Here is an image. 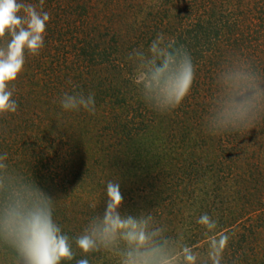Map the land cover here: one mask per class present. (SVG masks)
<instances>
[{"label": "trees", "instance_id": "obj_1", "mask_svg": "<svg viewBox=\"0 0 264 264\" xmlns=\"http://www.w3.org/2000/svg\"><path fill=\"white\" fill-rule=\"evenodd\" d=\"M63 1L43 0L51 19L45 47L34 58L40 66L41 57L53 64L64 56V64L72 55L73 63L64 67L61 76L66 86L61 88L62 80H57L50 91L44 92L42 86L34 89L15 84L22 85L27 95V101L17 99L19 112L27 105L41 112L43 92L49 102L43 116L48 118L49 113L56 126L60 119L56 115L61 112L57 99L62 92L95 93L94 114L68 113L75 123H70L66 132L70 146L65 154L70 158L63 161L73 159V155L77 162L69 172L73 179H68L65 190L83 188L86 182L93 183L96 193L92 199L77 201L83 210L78 209L82 212L79 224L68 222L62 226L64 231L77 234L83 228L82 222L86 223L95 211L103 212L104 183L113 179L120 184L122 212L151 211L172 234L184 230L188 243L199 251H203L204 238L195 219L206 212L218 219L219 231L233 233L225 254L227 264H232L234 258H238L237 264H264V119L239 133L212 135L203 126L217 92V72L227 58L241 57L264 76L263 48H253V42L243 37L247 27L243 23L255 15L264 33V0H233L235 4L225 11L208 5L212 11L208 15L207 11L198 13L207 7L201 0ZM30 2L40 5V0ZM191 12L195 14L191 16ZM159 33L189 52L195 73L180 105L163 113L145 103L138 83L127 75L138 71L128 59L129 53L134 49L146 51ZM26 75L28 71L22 72ZM132 107L134 115L126 121L124 112H131ZM4 119L15 129L25 121L17 112L5 114ZM81 140L84 142L79 147ZM93 145L98 147L91 150ZM37 183L54 200L55 219L68 216L67 204L58 194L49 192L43 186L46 183L38 179ZM90 259L91 264H115L102 253L92 254Z\"/></svg>", "mask_w": 264, "mask_h": 264}, {"label": "clouds", "instance_id": "obj_2", "mask_svg": "<svg viewBox=\"0 0 264 264\" xmlns=\"http://www.w3.org/2000/svg\"><path fill=\"white\" fill-rule=\"evenodd\" d=\"M50 19L43 0L39 7L30 0H0V115L17 112L15 82L27 56L39 55L45 47ZM128 59L140 74L143 100L154 110L168 112L188 94L194 66L189 52L174 39L159 33L146 51L134 49ZM262 82L264 76L250 62L227 58L217 72V92L203 121L209 134L239 133L264 119ZM57 103L62 113L96 112L92 91H64ZM104 195L103 212L95 211L77 234L70 235L54 217V200L32 175L9 162L8 153L0 152V264H91L96 253L115 264H227L233 233L219 231L218 219L210 214L195 219L203 230L199 251L188 243L184 230L172 234L151 211L122 212L119 182L108 179Z\"/></svg>", "mask_w": 264, "mask_h": 264}, {"label": "rangeland", "instance_id": "obj_3", "mask_svg": "<svg viewBox=\"0 0 264 264\" xmlns=\"http://www.w3.org/2000/svg\"><path fill=\"white\" fill-rule=\"evenodd\" d=\"M66 1L64 0L63 2L65 3ZM199 1L200 0H197V2ZM201 1L204 2V4L207 7H205V9L202 8L199 9L198 13H203L204 11H207V15L212 13L210 7L215 6L217 8V11H219L221 7L224 8L223 11H225V8L227 10L231 9V5L235 4L234 2H232L233 0H210L211 2H215V5L212 4L209 0H201ZM208 5L210 6L209 8ZM194 14L195 12H191V16ZM87 20H89V18H87ZM257 20L258 19L256 15L252 18V20L250 19L245 20L243 24H247L248 28L247 27L245 28L243 37H246V41L253 42V48H255L254 46L256 45L255 49L263 48L262 51H264V33L261 32L262 30L260 29L261 27L259 26ZM255 21L256 23H252ZM248 22L251 25H249ZM64 50H67V46L63 48V51ZM258 53L259 52L256 51L255 54L257 55ZM263 54L264 53H261V56H264ZM59 58L60 60H56L52 64L51 62L50 63L48 62L50 60L49 58L41 57L40 59L41 65L38 66L34 56L29 55L28 57L29 60L26 59V64L24 66V71H28L29 75L22 76L21 73L20 75L22 77L19 75L16 82L26 85L24 86L25 88L29 86V88L36 89L38 86H42L44 92H48V90L50 91V88L53 87L55 83L57 84V80L59 81L62 80L63 87L61 83H59L60 85L59 84L58 85L61 88H64L67 83L64 77H61L63 73L62 71L65 68H67L68 65H71L74 59L72 55H68L67 56L68 63L67 62L65 63L64 61L63 64L61 60L62 58L65 57L60 56ZM58 67H60L59 70ZM261 70L262 68L259 69V71ZM69 73L71 74V72ZM127 75L128 78L131 79V81L136 80L135 82H137L139 80L140 74L137 71L136 75H131V74L130 75L127 74ZM69 79L71 80V77ZM71 81H73V79ZM21 86L22 85H18V84L16 85V98L18 99L20 97L23 101H27L26 100L27 95L25 93V90H23ZM20 94H22V96ZM43 94L44 93L42 92V98L45 102L44 104H41L43 108L41 112L40 111L38 112L37 109H34V105H27V107H23L22 109L23 112H19V110H17V113L20 115V117L25 118V121L22 123V127L20 128L15 129L12 124H9L8 122L6 123V120L4 119L5 115H0V152L8 153L9 162L14 167L23 171L25 174L32 175V178L35 180L36 183L38 179L42 183H46V185L44 184L43 186L47 188L49 192L53 190L55 194L57 193L60 200L67 204L66 212L68 214V216L61 215L60 217H58L57 220H60L58 223H60L61 226H66L69 223L74 225L75 222L78 223L77 219L82 216V212L78 210V209L82 210V208H79V206L81 207V205L77 201L81 203L82 200L85 201L86 199H92L96 191L94 189L93 183L90 184L86 182H84L85 186L83 188L80 186L81 188H75L74 191H72L71 188L67 187V189L65 190V186H68L67 184L69 183L68 179L70 180L73 179L72 173L69 172L70 170L72 172L73 168H75V165L77 164V162H75L74 160L75 158L73 157V155L72 156L70 155L73 159L68 160L66 162L63 161L65 158H70L65 154V150L70 146L69 143H67L66 141L68 140L66 135L68 133L66 132L69 129V127L75 123V120H73L72 116L68 117L69 116L68 113H63L64 117H61L60 114L62 112H59L56 116L60 119H58L59 123L56 126L52 123V120H50L51 118L49 117V113H48V118L44 117L43 116L44 113L42 112L43 110L48 108L49 102L47 101L48 97L45 94L44 95ZM111 97L114 100V97L113 96ZM52 98L56 99V94H53ZM33 102L34 101H32V103ZM32 103L30 102V104ZM28 110L31 111L27 113ZM133 110L134 109L132 107L130 109L131 112L128 113L124 112V114H127L126 121L130 120L131 115L132 116L134 115ZM53 116L54 114H51V117ZM134 120H133V125L136 122V120L135 121ZM121 136L123 135L121 134ZM73 142L76 141L74 140ZM83 142L84 141L81 140L80 142L77 143V145L80 147L82 146ZM89 143H91L92 145L94 142L90 141ZM97 147L93 145L90 147V149L93 150ZM71 163H73L74 166L70 168L69 165ZM52 183L53 186L51 185ZM65 194L67 195L65 196ZM78 197H80V199H77ZM90 211L91 210H87V212ZM82 224L84 226L86 223L82 222ZM70 228L72 229L73 227ZM80 254L81 253L77 252V256H79ZM71 264H73V262H71Z\"/></svg>", "mask_w": 264, "mask_h": 264}]
</instances>
